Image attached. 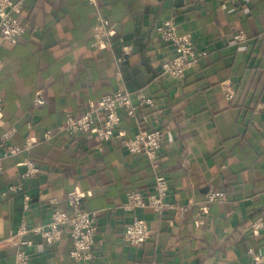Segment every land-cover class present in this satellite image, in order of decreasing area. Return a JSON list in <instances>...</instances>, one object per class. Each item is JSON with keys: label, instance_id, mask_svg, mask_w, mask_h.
<instances>
[{"label": "crops", "instance_id": "1", "mask_svg": "<svg viewBox=\"0 0 264 264\" xmlns=\"http://www.w3.org/2000/svg\"><path fill=\"white\" fill-rule=\"evenodd\" d=\"M20 1L26 32L15 44L0 39V135L16 126L11 142L23 148L2 158L0 264H13L16 246L5 240L20 224L48 221L54 206L66 208L74 187L83 207L98 214L92 256L82 264H249V247L264 255V227L250 230L257 217L264 222V0ZM100 16L113 31L98 47ZM168 19L204 52L181 78L162 73L174 51L157 27ZM239 32L243 39H235ZM118 89L154 103L132 116L121 110L101 147L93 134L59 131L66 116ZM37 90L44 92L41 105L34 103ZM153 129L163 140L153 161L127 152L122 138ZM25 159L39 169L21 177ZM158 174L168 178L165 202L174 209L122 206L128 191L151 192ZM17 182L30 196L27 209L21 192L1 195ZM210 190L224 197L209 201ZM135 214L150 229L139 246L123 237ZM72 246L68 234L52 247L37 236L30 262L75 264Z\"/></svg>", "mask_w": 264, "mask_h": 264}, {"label": "built area", "instance_id": "2", "mask_svg": "<svg viewBox=\"0 0 264 264\" xmlns=\"http://www.w3.org/2000/svg\"><path fill=\"white\" fill-rule=\"evenodd\" d=\"M20 0H0V39L15 44L26 32V26L17 16ZM112 27L106 17L100 16L94 25L93 44L95 46H104L109 43V37L112 33ZM159 38L169 43L173 48L174 54L168 62L165 63L162 73L171 75L174 78L184 76L186 67L196 63L202 54L197 52L194 47L193 37L190 33L179 34L176 26L171 19L165 20L157 27ZM235 39H243L241 32L236 33ZM125 54V53H124ZM122 54L118 57V62L126 58ZM34 103L41 105L44 103V94L41 90L36 91ZM231 96V93L229 94ZM154 100L146 97L142 93L133 96L129 91L118 89L110 94H105L95 106L85 109L78 115L69 114L59 126V131L67 135L78 133L93 134L101 147L107 142L115 132L121 117V110L125 114L134 115L137 106L153 105ZM2 102L0 100V117L2 115ZM17 131V127L10 125L6 127L0 135V174L4 170L2 158L18 153L22 146L11 142L12 137ZM51 130L44 133L45 138H50ZM127 152L131 154L143 153L152 161L162 145V134L159 129L137 131L131 137L121 139ZM31 145L30 140L26 141L25 148ZM27 170L21 177L35 173L39 168L29 159H25ZM168 178L164 174H158L152 185L151 192L143 193L140 191H128L122 206L125 209L135 210L143 207H151L154 210L162 212L165 208L174 209L175 205L165 202V196L168 193ZM9 192H21L23 195V208L29 207L30 196L23 191L22 182L11 183L1 195H7ZM225 192L219 190H210L207 193V200L222 199ZM180 213L187 210L186 206L177 207ZM97 211L85 209L83 207V193L76 187L71 188L66 195V208L54 206L48 221L37 222L28 226L24 221L20 224L18 231L8 237L5 242L16 246L13 264H31L30 248L33 246L34 238L40 237L48 247L54 246L63 234H68L72 239V248L70 257L75 264H82L92 256L93 243L98 231ZM123 237L125 241L132 246H139L150 235V229L145 219L139 215H134L129 221L124 223ZM264 227L263 218L257 217L251 222L250 230L253 234ZM250 257L249 264H262L264 255L255 254L251 247L248 248Z\"/></svg>", "mask_w": 264, "mask_h": 264}, {"label": "trees", "instance_id": "3", "mask_svg": "<svg viewBox=\"0 0 264 264\" xmlns=\"http://www.w3.org/2000/svg\"><path fill=\"white\" fill-rule=\"evenodd\" d=\"M42 91V90H41ZM43 92V91H42ZM43 94H44V92H43Z\"/></svg>", "mask_w": 264, "mask_h": 264}]
</instances>
